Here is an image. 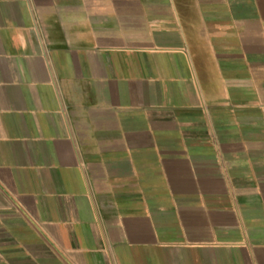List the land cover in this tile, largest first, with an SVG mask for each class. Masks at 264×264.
Here are the masks:
<instances>
[{
	"label": "crops",
	"instance_id": "crops-1",
	"mask_svg": "<svg viewBox=\"0 0 264 264\" xmlns=\"http://www.w3.org/2000/svg\"><path fill=\"white\" fill-rule=\"evenodd\" d=\"M0 264H264V0H0Z\"/></svg>",
	"mask_w": 264,
	"mask_h": 264
}]
</instances>
